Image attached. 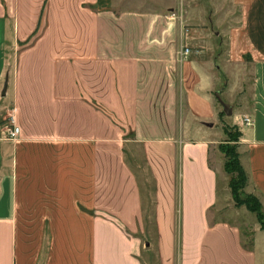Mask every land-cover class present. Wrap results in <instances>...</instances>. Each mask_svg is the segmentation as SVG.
I'll return each instance as SVG.
<instances>
[{
    "label": "crops",
    "instance_id": "obj_1",
    "mask_svg": "<svg viewBox=\"0 0 264 264\" xmlns=\"http://www.w3.org/2000/svg\"><path fill=\"white\" fill-rule=\"evenodd\" d=\"M147 1L159 8L0 0V264H143L151 243L160 264H264L257 221L244 235L210 217L224 157L210 162L213 141L200 129L218 105L230 108L245 191L264 208V0H226L239 16L222 27L217 9L194 6L189 24L183 7L168 6L183 0ZM53 33L66 49L54 60L82 74L58 80L25 60ZM26 44L19 57L9 52ZM231 66L249 69V99L235 103L245 82ZM231 81L223 100L217 92ZM176 108L193 117L178 139ZM7 111L21 128L14 140L1 122Z\"/></svg>",
    "mask_w": 264,
    "mask_h": 264
},
{
    "label": "rangeland",
    "instance_id": "obj_2",
    "mask_svg": "<svg viewBox=\"0 0 264 264\" xmlns=\"http://www.w3.org/2000/svg\"><path fill=\"white\" fill-rule=\"evenodd\" d=\"M171 5L175 8L176 13H179V10L181 7H183L184 10V18L188 17V23L191 24V10L194 6L199 8V10L207 11L208 8H211L213 11H216V14H219V16L216 18L219 20L217 25L223 26V25H229L237 23L238 16H239V7L232 5L230 2L226 0H183L182 5L181 2H173V4H168V6ZM116 6L117 7H123V8H135V9H157L159 8V5H157L156 2H149L147 0H116ZM160 7H164V5H160ZM227 12V13H225ZM224 14H228L229 17L224 16ZM226 17V18H225ZM58 34H50L46 37V39L41 40L39 43L36 44V46L31 49L30 51L26 52L24 54L25 60H32L34 68L36 67L37 73L39 72L42 75H47V77H57V79H63L64 76H77L78 74H82L84 71L80 65H70L67 64L65 60H54L56 55L58 53H65L66 49L57 47L60 43L59 40H55V36ZM59 36V35H58ZM36 37V36H35ZM35 37L32 39L34 40ZM53 37V39H51ZM30 44L21 45L18 49H9V52L12 53V56L19 57L20 52L26 48H28ZM190 49V47H189ZM231 69L233 70V73H237L238 77L244 78V85L242 87V91L240 92V88L237 87L236 91H232L233 94H235V103L239 102L240 99H244L245 97L249 99V84L251 83L250 79V71L249 69H246L245 67L240 66H231ZM99 70H102V66H99ZM105 74L108 76V70L105 69ZM228 76L230 75V71H228ZM51 77V78H52ZM234 85V83L228 82L226 88L222 89L217 92V94L221 93L220 98L226 99L225 95H223V91L225 90L228 92L229 86ZM239 84V81H238ZM240 97V98H239ZM11 109V108H10ZM204 110V111H203ZM201 110V115H206V108H203ZM230 110V108H223V106L218 105V108H216V117L213 119H208L206 123L200 124V129L202 130V134L210 136L212 139L211 149H210V162L215 164L216 162L221 163V152L219 151V145L223 142H225L228 137L226 133L224 132L223 128L224 125L232 126L234 123L229 119L230 115H226L225 112ZM5 112V109L4 111ZM109 112L106 110V113ZM205 112V113H204ZM221 113V116H217L218 113ZM109 117L114 121V118L112 114L108 113ZM176 139L179 137L180 133V124L181 120L183 118H186L187 116L192 117V115L189 113V108H176ZM193 118V117H192ZM2 123L6 125L11 124V119L9 116V112L7 111L5 115L1 119ZM104 124L107 125V122L104 120ZM232 132H234L233 128H230ZM193 136H195V132H193ZM129 150H131L136 156L140 158L141 156V147L139 145H136L135 143H129L127 146ZM215 154L217 157H215ZM146 181V179L144 180ZM219 181H220V191H219V199L215 205V207L212 209V212L210 213V217L212 221L222 219L229 221L230 223L238 226L241 230V233L244 235H249L253 233L252 229L256 226V219L255 215L252 212L247 211L243 206L236 207L234 206L233 200L230 197V194H228V175L224 173V171H220L219 173ZM147 182V181H146ZM226 185V188L223 189V186ZM149 234L150 236L154 235V231L152 228V225H149ZM259 235L257 238L258 245L261 244V237H263L264 240V232L260 229H258ZM140 234L143 235L144 233L139 230ZM245 242H249V236L245 238ZM149 252L143 253V264H160L159 258L157 255L156 247L154 243H151L149 245Z\"/></svg>",
    "mask_w": 264,
    "mask_h": 264
},
{
    "label": "trees",
    "instance_id": "obj_3",
    "mask_svg": "<svg viewBox=\"0 0 264 264\" xmlns=\"http://www.w3.org/2000/svg\"><path fill=\"white\" fill-rule=\"evenodd\" d=\"M37 32L38 28L31 36L37 34ZM218 115L220 117L221 113L219 112ZM230 128H233L234 132ZM223 130L228 139L219 145V151L224 157L223 169L229 175L228 186L233 203L236 207L244 206L249 212H252L260 230L264 232V208L257 196L245 191L248 178L240 163V155L237 149L241 132L236 125L228 126L225 124Z\"/></svg>",
    "mask_w": 264,
    "mask_h": 264
},
{
    "label": "built area",
    "instance_id": "obj_4",
    "mask_svg": "<svg viewBox=\"0 0 264 264\" xmlns=\"http://www.w3.org/2000/svg\"><path fill=\"white\" fill-rule=\"evenodd\" d=\"M189 53H190L189 48L184 46L179 51V58L181 60L185 59L188 56ZM10 119H11V124L7 125V127L5 129V134H6V137L8 139L14 140V139H16V138H18L20 136L21 128H20V126H18L15 123V118H14V116L12 114L10 115ZM250 123H251V119L249 117L245 116L243 118L242 124L243 125H248Z\"/></svg>",
    "mask_w": 264,
    "mask_h": 264
}]
</instances>
